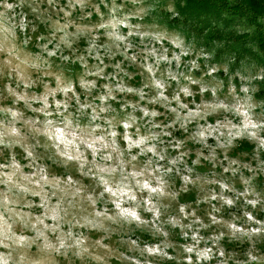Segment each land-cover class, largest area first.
<instances>
[{
	"label": "rangeland",
	"instance_id": "rangeland-1",
	"mask_svg": "<svg viewBox=\"0 0 264 264\" xmlns=\"http://www.w3.org/2000/svg\"><path fill=\"white\" fill-rule=\"evenodd\" d=\"M178 16L0 0V264H264V64Z\"/></svg>",
	"mask_w": 264,
	"mask_h": 264
},
{
	"label": "trees",
	"instance_id": "trees-1",
	"mask_svg": "<svg viewBox=\"0 0 264 264\" xmlns=\"http://www.w3.org/2000/svg\"><path fill=\"white\" fill-rule=\"evenodd\" d=\"M173 1L180 15L179 19L171 23L173 28H181L184 32L206 33L204 37L209 42L218 43L220 51L232 53L236 63L258 60V63L264 64V0ZM260 81L263 83L264 75ZM112 105L121 110L124 102L119 99ZM184 196L182 203L195 199L196 194L192 191Z\"/></svg>",
	"mask_w": 264,
	"mask_h": 264
}]
</instances>
